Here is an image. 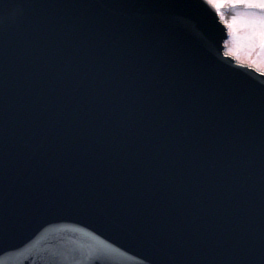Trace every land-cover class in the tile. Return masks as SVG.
<instances>
[{
    "label": "water",
    "instance_id": "95a60500",
    "mask_svg": "<svg viewBox=\"0 0 264 264\" xmlns=\"http://www.w3.org/2000/svg\"><path fill=\"white\" fill-rule=\"evenodd\" d=\"M170 5L0 0V264H264V80Z\"/></svg>",
    "mask_w": 264,
    "mask_h": 264
},
{
    "label": "snow or ice",
    "instance_id": "6c2138e0",
    "mask_svg": "<svg viewBox=\"0 0 264 264\" xmlns=\"http://www.w3.org/2000/svg\"><path fill=\"white\" fill-rule=\"evenodd\" d=\"M208 3L215 8L221 19L225 18L226 8L242 9L226 21L229 36L236 49L235 53L230 50L225 55L235 54L239 59L240 51L244 50L248 57L256 53L261 64H264V0H208Z\"/></svg>",
    "mask_w": 264,
    "mask_h": 264
},
{
    "label": "rangeland",
    "instance_id": "374dc122",
    "mask_svg": "<svg viewBox=\"0 0 264 264\" xmlns=\"http://www.w3.org/2000/svg\"><path fill=\"white\" fill-rule=\"evenodd\" d=\"M237 11H242V9H238V10L237 9H227V8L224 9V16H225V18L223 20L224 21L229 20L231 18V16L233 14H235V12H237ZM226 46H227V51L228 52L231 50L233 53H235L236 46L233 43L231 37L227 41ZM233 56H235V58L237 59V56L235 54H233ZM237 60L238 61H241V62H246V63L252 64V65H255L258 68L264 70V64H261L260 59L258 58V56L256 55V53H253V55L251 57H248L246 55V52L244 50H241L240 53H239V59H237ZM251 61H255V62L252 63Z\"/></svg>",
    "mask_w": 264,
    "mask_h": 264
}]
</instances>
